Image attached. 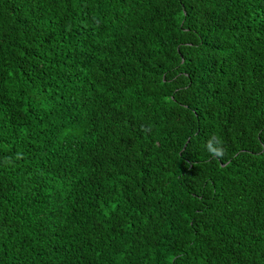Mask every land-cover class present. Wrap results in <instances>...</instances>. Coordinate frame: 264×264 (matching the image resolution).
Returning a JSON list of instances; mask_svg holds the SVG:
<instances>
[{"label":"trees","instance_id":"trees-1","mask_svg":"<svg viewBox=\"0 0 264 264\" xmlns=\"http://www.w3.org/2000/svg\"><path fill=\"white\" fill-rule=\"evenodd\" d=\"M0 264H264V0H0Z\"/></svg>","mask_w":264,"mask_h":264},{"label":"clouds","instance_id":"clouds-1","mask_svg":"<svg viewBox=\"0 0 264 264\" xmlns=\"http://www.w3.org/2000/svg\"><path fill=\"white\" fill-rule=\"evenodd\" d=\"M205 149L212 159H223L226 156V149L223 146L221 137L213 134L205 142Z\"/></svg>","mask_w":264,"mask_h":264}]
</instances>
